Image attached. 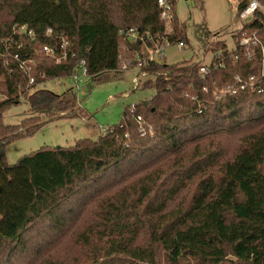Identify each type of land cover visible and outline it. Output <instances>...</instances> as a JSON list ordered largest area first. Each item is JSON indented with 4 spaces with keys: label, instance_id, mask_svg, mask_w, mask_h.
Instances as JSON below:
<instances>
[{
    "label": "trees",
    "instance_id": "obj_1",
    "mask_svg": "<svg viewBox=\"0 0 264 264\" xmlns=\"http://www.w3.org/2000/svg\"><path fill=\"white\" fill-rule=\"evenodd\" d=\"M168 1L169 41L185 46V25ZM14 25L33 41L11 36ZM258 27L245 25L234 39ZM129 28L162 35L157 0H0V255L7 264H264V91L220 100L212 93L235 76L257 75V55L216 42L223 68L201 79L193 62H137L140 44L123 35ZM48 29L72 43L59 63L36 56L51 42ZM5 49L31 61V85L3 59ZM81 60L92 80L135 67L154 77L143 86L155 96L125 109L95 141L41 148L9 165L6 145L45 123L6 126L4 111L24 95L47 120L81 113L73 93L35 87L72 76Z\"/></svg>",
    "mask_w": 264,
    "mask_h": 264
},
{
    "label": "rangeland",
    "instance_id": "obj_2",
    "mask_svg": "<svg viewBox=\"0 0 264 264\" xmlns=\"http://www.w3.org/2000/svg\"><path fill=\"white\" fill-rule=\"evenodd\" d=\"M239 1L175 0L174 16L185 25L187 43L182 49L175 42L166 45L161 64L169 66L197 61L208 64L216 42L223 43L227 52H233L236 49L234 36L243 24L237 16ZM36 56L44 57L38 51ZM135 77L138 88L132 83ZM153 80V76L140 77L138 69H128L107 72L95 80L87 77L75 82L70 76L46 80L35 86L58 95L73 93L81 113L76 110L74 116L57 118L60 117L57 115L47 120L50 116L31 111L24 95H19V104L10 106L2 114L3 125H19L22 120L32 117H38L39 122L45 124L30 136L9 142L5 147L6 162L12 165L21 157L45 147H71L81 139L97 140L120 122L125 109L155 96L153 85L143 86L144 82ZM7 256L0 255V264L8 263ZM22 261L15 260L14 264Z\"/></svg>",
    "mask_w": 264,
    "mask_h": 264
},
{
    "label": "built area",
    "instance_id": "obj_3",
    "mask_svg": "<svg viewBox=\"0 0 264 264\" xmlns=\"http://www.w3.org/2000/svg\"><path fill=\"white\" fill-rule=\"evenodd\" d=\"M157 7L159 10V18L164 23V30L162 35L151 36L148 31H138L134 28L125 29L123 35L131 42H137L140 44L139 52L136 55L137 62H151L161 64L164 57L163 50L166 45L170 44L169 37L172 35V23L173 13L172 5L168 0H157ZM237 16L243 21L241 27L257 23L260 25L256 30L245 34L242 33L238 38L235 39L236 47H238L247 56L248 59L258 57L259 72L257 75H249L246 78H240L235 76L232 85H222L220 88L214 86L212 91L213 96L216 100L222 99L226 95H235L239 91H250L252 93L261 94L264 91V0H240L237 7ZM11 36L17 38L23 37L30 41L35 38L34 33L29 30L25 25L19 26L14 25L12 27ZM45 37L51 39V42H46L41 47L42 54L52 58L55 63H59L67 58L68 53H73L70 50L71 41L69 37L65 35H53L50 29L46 30ZM53 41V43H52ZM177 47L182 49L183 43L177 42ZM17 49L20 48L19 44H16ZM1 54L3 59L10 57V60L14 61L20 71H22L28 78V86L33 83V79L30 76L31 61L22 60L17 53L12 55L7 52ZM6 61V60H4ZM198 65L199 77L205 78L210 76V70H218L223 68V51H214L211 60L208 64H203L201 61L193 62ZM137 69L135 67H128L122 65L120 70ZM139 75L142 78L147 77L145 72L139 71ZM89 77L86 69L85 62L79 61L75 73L71 78L75 82H80L83 79ZM134 88H138V78L132 79ZM192 100H196V97H192ZM130 113L133 112V106L130 107ZM201 113L200 110L197 111ZM136 122L139 125L141 135H143L144 128L142 126V120L139 116L135 117Z\"/></svg>",
    "mask_w": 264,
    "mask_h": 264
}]
</instances>
